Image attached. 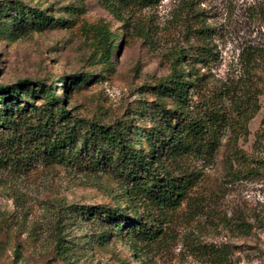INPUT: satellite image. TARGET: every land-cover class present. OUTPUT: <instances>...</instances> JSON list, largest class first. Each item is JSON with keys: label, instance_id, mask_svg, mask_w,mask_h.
<instances>
[{"label": "rangeland", "instance_id": "374dc122", "mask_svg": "<svg viewBox=\"0 0 264 264\" xmlns=\"http://www.w3.org/2000/svg\"><path fill=\"white\" fill-rule=\"evenodd\" d=\"M34 11L46 25L34 24ZM260 45L264 0L115 8L107 0H0V87L44 82L59 97L67 93L73 116L119 130L135 149L146 147L153 109L174 106L156 87L180 49L199 79L190 90L193 109L222 97L227 113L230 86H251L258 96L244 127L220 128L212 156L155 166L195 180L186 200L162 215L139 199L132 204L110 169L87 156L62 164L0 148V264H215L211 246L227 250L220 264H264V53L247 69L241 59L243 49ZM36 92H23L16 105L41 104ZM99 207L118 209L121 219L108 220ZM136 214L162 230L149 248L132 243L124 227L123 216Z\"/></svg>", "mask_w": 264, "mask_h": 264}, {"label": "trees", "instance_id": "16d2710c", "mask_svg": "<svg viewBox=\"0 0 264 264\" xmlns=\"http://www.w3.org/2000/svg\"><path fill=\"white\" fill-rule=\"evenodd\" d=\"M107 1L115 8L117 4L126 2L155 5L159 0ZM32 16L36 18L34 24L46 25V16L36 15L35 11ZM118 40L123 43L122 33H119ZM259 53H264V45L248 46L242 50L244 69L256 61ZM186 58V51L178 50L172 62V74L156 87L160 96L173 100L174 106L166 109L159 104L153 109L156 119L144 135L145 148L135 149L127 144V139L117 129L73 116L65 105L67 93L59 97L46 83L35 81L33 85L28 80L0 87V129L4 134L0 137V148L10 152L23 149L20 153L29 150L34 159L57 160L62 164H78L83 156H87L85 159L95 167L110 169L126 187L132 204L133 200L139 199L146 209L160 210L161 215L165 210H175L195 185L194 177L184 172L176 176L169 171L160 174L155 166L161 160L177 162L192 155L212 156L218 147L220 128L232 131L236 126L242 128L258 109V96L247 85L225 89L228 115L221 112V104L225 103L222 97L219 99L221 104L214 105L204 100L200 110L196 106L193 109L190 90L199 84V79ZM26 91L31 94L37 91L38 100L42 103L16 105ZM96 209L112 222L121 219L118 209ZM123 220L132 243L143 248L156 243L162 234L156 220L144 215H124ZM209 252L215 264L228 258L223 247L211 246Z\"/></svg>", "mask_w": 264, "mask_h": 264}]
</instances>
